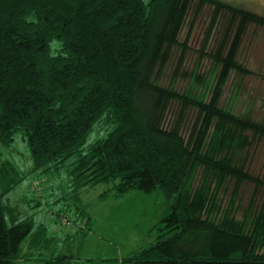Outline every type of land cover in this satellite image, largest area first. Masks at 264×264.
Masks as SVG:
<instances>
[{
  "label": "trees",
  "instance_id": "16d2710c",
  "mask_svg": "<svg viewBox=\"0 0 264 264\" xmlns=\"http://www.w3.org/2000/svg\"><path fill=\"white\" fill-rule=\"evenodd\" d=\"M206 5L211 15L198 61L208 57L211 71L193 70L185 90L161 85L160 72L176 49L172 76L187 75L180 66L190 49L189 31ZM249 24L264 27V15L223 0H0V145L10 147L19 133L31 160L20 171L0 151V264H72L78 258L51 251L56 237H47L45 225L21 218L3 201L24 178L58 171L73 155L70 195L62 199L74 207L55 216L74 220L73 236L91 230L81 198L86 187L107 184L102 198L159 190L169 203L160 233L122 263L264 264V197L241 218L235 196L226 208L220 203L231 181L264 189L240 158L264 137V122L220 103L231 72L251 73L238 60ZM171 103L176 109L167 126ZM189 110L194 116L184 137ZM100 123L111 129L84 149Z\"/></svg>",
  "mask_w": 264,
  "mask_h": 264
},
{
  "label": "rangeland",
  "instance_id": "374dc122",
  "mask_svg": "<svg viewBox=\"0 0 264 264\" xmlns=\"http://www.w3.org/2000/svg\"><path fill=\"white\" fill-rule=\"evenodd\" d=\"M147 1V0H146ZM235 6H242L254 12L264 15V0H223ZM211 7L204 6L189 31L188 44L190 49L184 55V61L180 69L187 75L174 78L179 49L172 52L171 58L160 72L159 83L171 84L177 90H185L191 83L190 74L195 70L198 74L208 75L212 69V62L208 57L198 61V49L202 46ZM227 16V15H226ZM225 16V17H226ZM224 18L219 20L213 35L210 36L209 46L215 43V39L224 29ZM190 15L181 30L180 39H184L188 30ZM238 60L242 62L251 73L245 76L230 73L226 81L220 103L229 106L236 114H249L256 121L264 122V27L249 24L242 38L238 50ZM176 105L169 104L165 114V125L172 121ZM194 112L189 110L182 134L187 137L190 122ZM111 127L104 124H95L88 134L83 148L86 149L96 139L104 136ZM0 151L4 159L14 163L18 170L26 171L31 164L26 143L19 133L14 136L10 147H2ZM245 156L246 170L253 176H258L264 181V137L254 140ZM75 160V156L69 157L58 171H48L42 177L30 175L24 178L13 188L3 201L14 205L19 211L20 217L32 216L35 225L43 224L47 230V237L54 236L56 241L53 251L74 253L76 257L72 264H121V257L132 251L145 247L152 243L160 233L159 218L169 209V203L159 190L149 193L133 190L119 197L112 195L102 198L100 194L108 187L105 183L86 187L81 192L82 203L86 206L88 214L92 218L91 230L87 236H78L73 241L61 240L65 226L60 217L55 220L56 212L67 209L68 213L74 207L71 199H62L69 196L70 178L68 170ZM199 172L195 176V182L199 178ZM38 183L39 189L34 184ZM38 194V195H37ZM235 196V214L241 218L243 212L250 205L258 208L264 197V189L255 187L254 183L242 182L236 184L229 182L221 193V206L226 208L230 199ZM33 199L31 204L29 200ZM71 203H67V202ZM38 205L32 206L33 203ZM71 215V214H70ZM72 228V227H71ZM133 231L137 235L129 240L128 234ZM24 244V243H23ZM78 262V263H76ZM20 264H39L36 261L20 262Z\"/></svg>",
  "mask_w": 264,
  "mask_h": 264
},
{
  "label": "crops",
  "instance_id": "0c3cea01",
  "mask_svg": "<svg viewBox=\"0 0 264 264\" xmlns=\"http://www.w3.org/2000/svg\"><path fill=\"white\" fill-rule=\"evenodd\" d=\"M38 195V194H37ZM161 218V217H160ZM159 218V219H160ZM74 232V229H72V228H69V229H66V230H64L63 231V233H62V237L60 238L62 241L63 240H71V241H73L76 237H78V235L77 236H73L72 235V233ZM88 234H86V235H83V236H87ZM137 234L135 233V232H133V231H131L129 234H128V236H126V237H129V240H132L135 236H136ZM69 236V237H68ZM51 251H53V250H51ZM24 262H27V261H24ZM76 263H78V262H76ZM121 264H124V263H122V262H120Z\"/></svg>",
  "mask_w": 264,
  "mask_h": 264
},
{
  "label": "built area",
  "instance_id": "2783aa9c",
  "mask_svg": "<svg viewBox=\"0 0 264 264\" xmlns=\"http://www.w3.org/2000/svg\"><path fill=\"white\" fill-rule=\"evenodd\" d=\"M39 184L38 183H35L34 186L39 189ZM60 221L65 225V226H68V227H72V229H76L77 225H75V222L72 218L70 217H66V216H60Z\"/></svg>",
  "mask_w": 264,
  "mask_h": 264
}]
</instances>
